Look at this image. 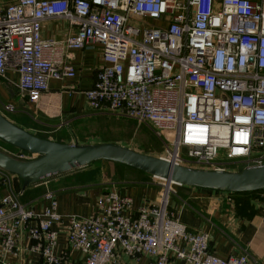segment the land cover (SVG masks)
Returning <instances> with one entry per match:
<instances>
[{
	"label": "built area",
	"instance_id": "1",
	"mask_svg": "<svg viewBox=\"0 0 264 264\" xmlns=\"http://www.w3.org/2000/svg\"><path fill=\"white\" fill-rule=\"evenodd\" d=\"M51 16H63L74 31L43 36L41 22ZM94 42L104 63L84 90L90 109L146 123L163 137L161 155L177 163L264 165V0L0 1V75L16 70L29 100L51 78L75 74L67 49ZM10 174L0 166V264H19L7 255L26 250L38 253L37 264H140L142 255L147 264L256 262L246 250L212 252L210 234L187 228L169 208L173 182L165 178L153 176L155 202L134 207L129 194L111 188L98 194L90 214L78 215L59 212L51 188L23 201Z\"/></svg>",
	"mask_w": 264,
	"mask_h": 264
},
{
	"label": "crops",
	"instance_id": "2",
	"mask_svg": "<svg viewBox=\"0 0 264 264\" xmlns=\"http://www.w3.org/2000/svg\"><path fill=\"white\" fill-rule=\"evenodd\" d=\"M73 31L74 26L63 16H51L41 22V34L45 37L61 38ZM65 61L72 64L75 74L60 79L51 78L49 88L35 101L21 94L17 85L18 73L10 67L7 68L4 75H0V103L11 102L20 111L28 112L35 118L45 116L47 121L41 120V117L36 119L41 123L40 130L46 133L48 138L55 140L58 139L56 138L58 134L69 132L73 135L69 137L70 139L66 137L63 140L68 141L76 139L74 121L90 111L84 90L92 86L97 69L104 63L101 44L94 42L83 48H69L66 50ZM32 128L39 130L34 125ZM1 149L7 152L18 151L6 147ZM100 161L106 160L80 166L81 168L75 172L66 170L33 181L23 188L20 198L26 202L32 201L46 188H51L57 198L58 211L62 214L78 215L90 214L94 210L98 194L111 188L129 194L134 207L159 199L160 185L152 175L117 164L124 167V170L129 169V175H123L119 180H111L107 175L100 177V173L104 171L107 173L108 170L110 173V169L115 166L109 165L107 168L103 164L106 162ZM95 173H98L96 180L93 179ZM10 175L15 186L21 187L22 179L17 174ZM234 200L224 190L173 182L169 208L174 210L187 228L207 231L210 234L209 247L215 254L227 257L246 250L256 259V262L250 260L248 264H264V198L252 195L244 200L239 199L238 205ZM21 236L25 238L24 233ZM58 238L63 246L64 233L60 232ZM71 254L79 256L80 252L73 250ZM7 258L19 264H37L39 261L38 253L28 250L18 256L7 255ZM147 262L146 255L139 258L140 264ZM169 264H184V261L173 258Z\"/></svg>",
	"mask_w": 264,
	"mask_h": 264
},
{
	"label": "water",
	"instance_id": "3",
	"mask_svg": "<svg viewBox=\"0 0 264 264\" xmlns=\"http://www.w3.org/2000/svg\"><path fill=\"white\" fill-rule=\"evenodd\" d=\"M0 138L35 154L32 158L21 159L0 148V166L22 179L21 188L33 181L100 159L126 164L149 175L183 185L224 191L264 188V165L244 166L240 169L195 167L116 141L55 140L31 132L1 111Z\"/></svg>",
	"mask_w": 264,
	"mask_h": 264
},
{
	"label": "rangeland",
	"instance_id": "4",
	"mask_svg": "<svg viewBox=\"0 0 264 264\" xmlns=\"http://www.w3.org/2000/svg\"><path fill=\"white\" fill-rule=\"evenodd\" d=\"M3 103L4 102L0 103L1 112H3L14 122L23 127H28V130L36 133L37 130L35 128H32L30 120H28L26 117L22 118L21 116H18L19 114L21 115V113H24L23 111H20L17 107L13 111H10L4 107ZM73 127L75 129L74 131L76 132H74V134L76 135V139L68 141H75L77 139L81 142L116 141L131 146L137 150L155 155H161L164 148L162 135H157L153 131V129L146 123H139L123 115L102 113L90 109V111L86 115L78 117V119L74 121ZM71 135L73 134L69 132H62L61 134H58L56 138H58L57 140H65L66 137L69 138ZM0 145L1 147H4L2 144ZM181 152L182 155L185 156V158H188L186 156V149L181 150ZM100 162H106L103 163L105 165L103 166L107 168L109 167V165L115 166L114 168L112 167L110 169V173H108L109 170L107 173H104L105 171L103 169L104 172L102 174L100 173V177L102 175H107L108 179L119 180L122 179L123 175H129V169H125L128 170L125 171L123 169L124 167H120V165H117L112 161L106 160ZM232 167H237L236 169H238L240 165H237V163L229 164V168L232 169ZM80 168L81 167L69 169V172H75ZM93 176V179L96 180L98 177V173H95Z\"/></svg>",
	"mask_w": 264,
	"mask_h": 264
},
{
	"label": "trees",
	"instance_id": "5",
	"mask_svg": "<svg viewBox=\"0 0 264 264\" xmlns=\"http://www.w3.org/2000/svg\"><path fill=\"white\" fill-rule=\"evenodd\" d=\"M22 115H24V116H22ZM18 116H21L22 118L23 117H26L28 120H30L31 125L32 126L34 125L35 127H37V129H39V130L36 131V134L41 135V136H44V137H47L46 133H44V132H42L40 130L41 123H39L36 120L37 118H40L41 117V120L47 121L45 116L42 117V115H40V117L37 116L35 118V117H33V115L29 114L28 112L27 113L26 112L21 113V115L19 114ZM59 140H61V139H59ZM61 141H63V140H61ZM0 144H2L6 148H10L11 150H23L21 148H18L16 146H14V145L6 142L5 140H3L1 138H0ZM0 148H1V145H0ZM100 160H103V159H100ZM96 161H99V160H96ZM108 161H110V160H108ZM93 162H95V161H93ZM112 162H115L116 164H121V166H124V167H129L132 170H137V172L144 173V171L139 170L137 168H134L132 166H129V165H126V164H122V163H118L116 161H112ZM2 188L3 187H2V184L0 182V192L2 191ZM227 193L229 194L230 197H232L233 199H235L234 201H235L236 205H238L240 203L239 199H243L244 200V199H247L249 196H252V195H259V197L261 199L264 198V188L263 189H256V190H246V191H227ZM249 211H250V209H249Z\"/></svg>",
	"mask_w": 264,
	"mask_h": 264
}]
</instances>
